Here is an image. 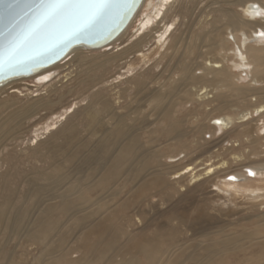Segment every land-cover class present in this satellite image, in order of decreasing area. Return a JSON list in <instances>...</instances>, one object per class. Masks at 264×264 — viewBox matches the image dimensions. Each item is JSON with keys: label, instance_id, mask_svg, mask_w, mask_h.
<instances>
[{"label": "bare ground", "instance_id": "6f19581e", "mask_svg": "<svg viewBox=\"0 0 264 264\" xmlns=\"http://www.w3.org/2000/svg\"><path fill=\"white\" fill-rule=\"evenodd\" d=\"M180 1L143 0L120 35L97 48H108L110 54L88 57L86 49L74 48L51 67L0 86V94L3 91L8 93L0 97L2 144L18 140L26 121L61 103L64 93L57 91L56 83H50L59 77L57 70L66 59L81 69L79 74L84 78L78 79L75 87L67 90V95L74 96L103 83V73L110 67L127 63L131 54L135 60L145 59L143 50L150 47V41L154 44V51L163 55L162 58L169 50L171 56L175 51L181 58L195 54L189 63L168 68L166 77L158 83L157 91L147 97L149 115L137 119L133 115L130 123H126L125 117L128 112V116L133 112L131 101L123 106H113L109 99L102 100L100 92L95 93L89 106L85 104V108L93 109L87 113L88 122L84 127L95 135L96 129L102 126L101 122L106 120L109 129L92 146L90 141L82 139L65 159L62 156L55 160L52 155L48 157L46 151L40 153L38 148L65 131L80 133L78 126L66 125L78 103L49 112L42 125L35 126L31 146L37 156L33 158L48 164L24 181L26 191L21 193L17 202L14 201L16 193H10L0 206V264H18L12 261L14 252L8 253V244L14 238L19 243L38 244V254L34 258L37 264H264V234L259 232L264 227V213L254 216L255 228L252 231L240 227L239 220L227 222L209 215L200 205L194 206L192 212L183 207L178 210L171 208L163 214L162 222L152 220L143 226L138 220L144 217L138 207L148 198L158 195L161 200L170 201V192L178 194L187 177L191 183L202 179V174L196 175L194 167L187 166L171 173V166L202 149L207 143L206 135L209 138H228L226 146L222 143L212 152L213 158L227 156L233 147L238 146L248 149L247 156H252L256 164L244 166V170L236 174L221 176L226 170L210 163L203 172L205 179L202 183H212L211 191L219 199L247 201V207L233 205L237 210L241 209L240 212L252 208L262 211L260 209L264 208V112L260 111L264 108V37L257 35L264 31L261 27L264 17L254 16L257 9L264 10V0H236L233 5L241 7L242 13L220 8L221 16L209 23L206 33L202 37L197 34L195 41L192 42L191 38L182 49V37L174 38L179 20L175 7ZM136 21L134 33L129 34ZM127 34L129 36L123 40ZM133 35L134 39L129 40ZM125 42L127 44L123 45ZM229 50L234 51V60L228 57ZM219 52H222L221 56ZM215 53L218 54L216 57ZM206 54L212 57L208 59ZM228 61L232 62L231 67L227 65ZM127 67L128 71L133 68L131 65ZM240 69L250 77L245 85L233 81L234 70ZM197 71L200 73L196 74ZM174 74H179L176 85L177 81L170 77ZM70 75L64 76L67 78L65 82ZM137 79H130L138 91L132 98L135 106L139 105L137 94L145 90L147 83H152V80L146 83ZM26 81H33V84H26ZM80 83H84L85 88H80ZM227 90L235 92L236 98L244 104L242 107L247 109L239 117L240 122L228 114H220L202 124L197 118L194 121L192 118L189 121L194 122V126L188 135H198V143L191 146L189 142H183L185 132L179 128L182 120L174 119L175 108L181 105L177 99L194 103L193 117L203 114L205 107L214 101L217 104L221 102L214 110L225 113L230 112L228 109L232 105L229 100L224 101ZM127 91L128 88L124 90ZM253 98L254 103H251ZM120 108L125 110L124 115L118 111ZM152 116L154 126L164 119L168 122L164 134L169 144L163 148L153 143V139L149 140L147 147L139 141V135L132 134L134 127L143 129L146 120L148 122ZM188 118L184 120L188 121ZM216 120L220 123H214ZM231 139H238L240 143L234 146L229 143ZM81 151L88 152L86 158ZM62 160L69 166L62 169ZM75 162L85 167L76 166ZM70 167L72 172H65ZM249 171L255 176H249ZM120 181L124 183L123 189L127 183L129 185L122 198L119 197L121 189L118 191L114 186ZM90 192L94 193L93 197L88 196ZM119 210L125 213H119ZM78 250L79 257L73 256Z\"/></svg>", "mask_w": 264, "mask_h": 264}, {"label": "rangeland", "instance_id": "374dc122", "mask_svg": "<svg viewBox=\"0 0 264 264\" xmlns=\"http://www.w3.org/2000/svg\"><path fill=\"white\" fill-rule=\"evenodd\" d=\"M236 2V0H181L175 7V11L179 15V20L177 22L176 31L174 33V38L182 37L181 42V49L184 46H187L190 42V39L192 38V42L195 41L196 35L200 34L202 37L206 33V29L209 27V23L215 18H219L221 16L219 9H229L232 11H236L238 13H242L241 7H237L233 5ZM232 4V5H230ZM231 8V9H230ZM141 19V16L139 17ZM138 21L134 23L129 29V34H133ZM221 23V22H220ZM218 25L216 24L215 28ZM127 34L123 40L127 39L129 36ZM237 34V33H236ZM240 35V34H237ZM134 35L129 38V40L134 39ZM122 40V42H123ZM173 41V39H172ZM198 42V41H197ZM127 42L123 43V45H126ZM150 47H146L143 50V54H145V59H138L135 60V58H132L134 54L130 55V59L127 63L121 64L119 67H110L108 70H106L103 74V83H100L95 86V88L83 92L80 91L78 94L74 96L67 95V90L72 89L75 87V85L78 83V79H84L83 75H80V68L77 66H72L69 62V59H66L63 61L62 67H60L57 72L60 74L59 77H56L52 80L50 84L56 83V89L60 93H64L63 100L61 103L55 104L54 107L50 109V111L44 110L40 112L36 117L26 121V124L24 125V128L20 131V134L18 135V140H8L2 144H0V206L4 203V198L9 196L10 193H16V196L14 197V201H18L21 197V193L23 191H26L25 186V180L28 178H31V175H34L38 173L39 171H42L43 168L47 167L48 163L39 162L38 158H33V156H37V153L35 152L34 147L31 146V139L34 137L33 130L35 129V126L40 127L42 123L44 122V118L48 115L49 112H56L59 111L61 108L68 107L71 103L77 102L76 104L77 108L76 111L70 115L69 119L67 120V124H71L70 126H78V131L76 133L68 131H65L63 134L60 133L57 134V137L52 139L50 138L46 145L40 146L38 149L40 150V153H44L45 151L49 153L48 157L54 156L55 160L59 157V159L63 156V159L66 158V156L71 154L72 147L77 146L79 143H81L82 139L86 141H90L89 145L92 146L93 143L96 142V140L99 137H102V133L109 129V125L107 124L106 120L101 122L102 126L98 127L96 129V134L93 135L90 134V131L85 128V124L88 122V117L86 118V115L88 112H90L93 108L90 107V109L85 108L88 107L90 102L93 100V95L97 92L101 93L102 100L109 99L110 102L113 103V106H123L126 105L129 101H131L130 106L133 108V112L128 116V114L125 117L126 123H130V118L134 115V118H138L139 116L143 117L144 115H149L148 109H147V97L151 93H155L157 91L158 83H160L164 77H166L168 70L175 66V64H187L189 63L192 58L195 56V54L192 55H185L182 58L179 54H177L175 51L173 52V55H170V50L167 52V54L162 58V54H158L156 51H154V44L152 41L149 43ZM149 48V49H148ZM232 48V46H230ZM86 49V48H84ZM153 49V50H152ZM173 49V48H172ZM85 51L86 55L88 57H94L99 54L107 53L110 54L111 51H108V48H103L101 50L99 49H86ZM92 50V51H91ZM174 50V49H173ZM204 53L206 52V49L204 48ZM235 50V48H234ZM91 51V52H90ZM186 52V50H184ZM232 52L234 51H227L228 57H230L231 60H234V57L232 56ZM215 57L218 55L215 53ZM219 55H222V52H219ZM148 56V57H147ZM206 58L212 57L211 55L206 54ZM132 59V60H131ZM68 60V61H67ZM225 65L226 62L224 61ZM64 64V65H63ZM75 65V64H74ZM128 65L133 66L131 71H128ZM228 66H232V62H227ZM169 68V69H168ZM68 73H71L70 79L65 82L67 78H64V76ZM200 73V71H197L196 74ZM234 78L233 81L236 84L245 85L248 83L249 75L245 76L244 72L240 70H234ZM80 75V77H79ZM133 77V79H139V80H145L146 83L152 80V83H147L148 85L145 86V90H141V94L138 93L136 96V100H138L139 105L135 106L133 104L134 101H132V98L136 91L135 84L133 81H130V79ZM173 81H177L174 85L178 83L177 78L178 75H170ZM236 77H238L236 79ZM137 79V80H138ZM120 80L119 83H114L115 81ZM33 84V81H26V84ZM173 85V86H174ZM261 86L262 84H258V86ZM58 87V88H57ZM80 88H85L84 83L79 84ZM16 89H19L18 87H14ZM128 88L129 91L124 92V90ZM170 88V87H169ZM7 92V91H6ZM3 91L1 93L0 97L6 96L8 93ZM23 93H26V91H23ZM235 92L227 90V94L225 96L224 101L229 100L228 102H231L232 105L228 110L230 112L221 113L218 111H215L214 109L221 105V102L217 104L216 101L213 103H210L207 105L206 111L203 112V114L195 115L193 117V111L195 110V106L193 102H186L184 100H181V98L177 99V101H180L181 105L178 108H175L176 112L174 115H176L177 120H182L181 125L179 128L184 129L185 137H183V142L187 141L191 146H194L198 143V135H188L190 134L192 127L194 126V122H190L197 118V120L200 121V123H205L210 118L217 117L220 114H228L234 119H236V122H240L239 117L246 112V108H243V103H240L238 98H236ZM82 94V95H80ZM140 95V96H139ZM15 98V97H14ZM131 98V99H129ZM19 99L23 100L22 97H19ZM126 99V100H125ZM254 98L251 99V103L253 102ZM85 104H87L85 106ZM249 108V107H247ZM88 110V111H87ZM146 110V111H145ZM121 114H125V110L123 108H120L118 110ZM142 111V113H140ZM9 112V111H8ZM152 115V114H150ZM190 116V117H189ZM189 117V118H188ZM153 116L148 118V122L146 120V125L143 126V129H137L139 127H134L132 129V134H137L139 141L143 145H149V140L153 139V143H156L161 148L166 146V144H169L167 140V135H165V130L167 128L168 122L167 120H163L159 125L154 126L153 124ZM184 120V119H187ZM264 120V118L262 119ZM150 124V125H149ZM243 124V123H242ZM65 125V126H66ZM241 123H238V126H240ZM64 129V128H63ZM153 129V130H152ZM74 130V129H72ZM152 130V132H150ZM156 131V132H155ZM154 136V137H152ZM218 136V135H217ZM66 138V139H65ZM207 143L203 146L202 149H199L197 153H194L193 155L186 157L183 159V161L179 162L178 164H175L171 167V173L178 172L179 170L183 169L184 167L190 166L194 167L196 172V175L202 174L200 177H202L201 180L191 183L189 181V177L184 181V185L181 186L180 192L178 194H174V191H171L172 198L170 201L168 200H161L159 196L157 197H150L144 202H142V205L138 207L140 211L143 214V218H139L140 225H145L146 222L149 224L152 220H158L159 222H162L164 220L162 218L164 213H167L169 209L176 208L177 210L181 207L184 209H189L190 212L193 211L194 206H203L204 210H206L207 214L217 216L220 219H223L224 221H234L237 222L240 227L244 228L246 231H252L254 230V216L256 214L264 213V208L260 209L262 211H256L255 209H249V210H243L240 212L241 209H236L233 207L237 206L238 208L247 207V201H240L238 199H219L216 197L215 193L211 191L212 189V183H208L204 185L202 182L204 181L205 177L203 176V172L208 164H215L220 167V169L226 170L223 175H233L237 172L243 171L244 166H251L256 163H253L252 156H247V150L244 148H240L236 145H238L240 142L238 139H231L229 143H232L234 146V150L229 151L230 154L227 156H219L216 158H213L212 152H215L220 145L223 143V146H226L227 144V137L220 138L219 136L216 138H209V135H206ZM221 140V141H220ZM223 140H225L223 142ZM155 141V142H154ZM203 143V141H200ZM151 143L150 145H153ZM60 145V146H59ZM31 146V147H30ZM148 147V146H147ZM48 148H51L48 151ZM91 149V148H90ZM81 150V149H80ZM166 151V149H165ZM83 154V158L87 156V151H81ZM61 155V156H59ZM181 154L180 156H182ZM47 157V158H48ZM256 159V158H255ZM85 160V159H84ZM83 160V161H84ZM166 161H170V159H166ZM61 165H63L62 169L66 166H69V164L64 161H60ZM224 162V165L222 167V163ZM76 166H80L78 162L73 163ZM85 167V166H80ZM66 171H71V167L69 169H65ZM64 172V171H63ZM23 176H25L23 178ZM123 182L120 181L119 184L114 185L115 188L119 191L121 189L120 198H122L123 195H125L126 190L129 188V185L127 183L126 189H123ZM181 189L183 191H181ZM150 190H147V193H149ZM90 197L94 196V193H89ZM168 201V202H167ZM173 205V206H172ZM29 207V206H27ZM137 208V209H138ZM132 210V209H129ZM136 210V208L134 209ZM119 213H125L123 210H119ZM144 212V213H143ZM223 215V216H222ZM249 215V216H248ZM248 218H247V217ZM251 217V218H250ZM157 218V219H156ZM162 218V219H161ZM244 219V220H243ZM248 219V220H247ZM161 220V221H160ZM146 224V225H147ZM260 234H264V227L260 228ZM190 235V232H188L187 236ZM190 237V236H189ZM1 244V243H0ZM39 246L36 243H30V242H17V240L14 238L11 240V242L8 244V253L11 255V252L13 251L14 254L12 256V261H15L18 264H37L34 261V258L38 254ZM80 251L78 250L76 253L73 254V256L79 257ZM7 256V255H3Z\"/></svg>", "mask_w": 264, "mask_h": 264}, {"label": "snow or ice", "instance_id": "6c2138e0", "mask_svg": "<svg viewBox=\"0 0 264 264\" xmlns=\"http://www.w3.org/2000/svg\"><path fill=\"white\" fill-rule=\"evenodd\" d=\"M138 5L141 0H0V76L35 71L81 40L109 39ZM254 16L264 17V10Z\"/></svg>", "mask_w": 264, "mask_h": 264}, {"label": "water", "instance_id": "95a60500", "mask_svg": "<svg viewBox=\"0 0 264 264\" xmlns=\"http://www.w3.org/2000/svg\"><path fill=\"white\" fill-rule=\"evenodd\" d=\"M142 1L143 0H141V3H142ZM139 6L140 5H138V8H139ZM134 14H133V16H134ZM132 17L129 20L125 21L123 24H121L120 27L118 28V30L115 31L113 33V35L107 40H104V39H85V40H81V41L75 43L74 45H72L69 49H67L65 51V53L61 54L60 57L54 58L52 61L46 63L42 67H38L35 71H29V72L19 73V74H15V75L0 76V86L5 85L6 83L14 81V80H18V79H21V78H28L30 76H33V75L39 73L40 71H42V70H44L46 68L51 67L52 65L58 63L63 58H65L68 55V53H70L74 48L97 49V48H101V47L105 46L106 44L110 43L115 38H117L118 35H120V33L129 24V22L132 19Z\"/></svg>", "mask_w": 264, "mask_h": 264}]
</instances>
